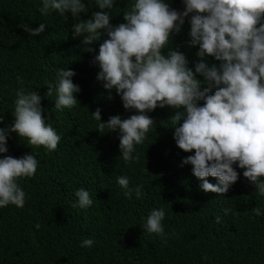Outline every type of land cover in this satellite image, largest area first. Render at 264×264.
Returning a JSON list of instances; mask_svg holds the SVG:
<instances>
[{
  "label": "trees",
  "instance_id": "16d2710c",
  "mask_svg": "<svg viewBox=\"0 0 264 264\" xmlns=\"http://www.w3.org/2000/svg\"><path fill=\"white\" fill-rule=\"evenodd\" d=\"M169 6L183 11L182 0H170ZM39 7V0H0V128L13 122L17 76H22L41 95L45 119L62 140L49 152L27 145L15 133L8 139L7 155L34 153L39 167L33 178L20 181L27 194L25 206L0 209V264H264V216L252 212L257 206L264 212V197L255 195L243 170L236 168L240 179L223 195L200 190L192 166H182L194 152L177 147L174 129L168 127L173 115L169 108L148 113L156 126L137 146L139 161L125 165L118 159V134L99 132V122L91 118L97 108L102 110V122L135 114L123 108L114 90L109 99L108 90L96 79L99 68L92 60L107 36L92 46L95 52H86L82 37L71 38L72 25L78 21L70 14L66 20L55 13L43 16ZM126 7L130 0H117L111 24L124 22ZM90 16L81 14V19ZM41 23L46 30L36 37L21 27L35 29ZM189 30L186 20L174 37V47H180L194 70L198 47L186 46ZM207 62L219 63L211 57ZM61 68L76 72L73 82L81 88L80 105L57 112L54 97L46 93ZM118 175H127L130 186L142 185V197L126 198L116 183ZM82 187L94 201L87 210L72 207L75 191ZM161 206L167 213L166 244L142 227L149 212ZM225 208L231 209L227 215ZM84 238L94 240L91 248L80 247Z\"/></svg>",
  "mask_w": 264,
  "mask_h": 264
},
{
  "label": "clouds",
  "instance_id": "9594fccd",
  "mask_svg": "<svg viewBox=\"0 0 264 264\" xmlns=\"http://www.w3.org/2000/svg\"><path fill=\"white\" fill-rule=\"evenodd\" d=\"M117 0H39L43 16L70 14L72 39H82L84 51L95 52L92 64L99 68L96 79L104 89L115 91L123 108L135 114L122 119L110 116L102 122L101 109L91 112L98 121L99 132L117 133L119 151L125 165L140 159L137 146L147 139L156 126L148 115L157 108H169L173 115L168 127L173 139L185 153L182 161L191 165L192 174L205 193L223 195L240 179V173L255 187V195L264 197V0H182L183 11L171 8L170 0H130L118 25L111 10ZM93 8L97 9L93 11ZM91 16L86 21L81 14ZM190 25L187 47L196 48L198 62L190 60L174 47V37L181 34L185 22ZM30 37L41 35L46 24L38 28L22 25ZM213 58L218 64L207 62ZM76 72L58 69L53 83L47 86L48 98L54 97V110L63 112L80 105L81 92L73 82ZM199 77V78H198ZM202 78V79H201ZM11 125L0 128V209L23 208L27 194L22 179L33 178L39 167L35 154L20 158L7 155V142L15 133L27 145L55 151L62 135L45 119L42 97L31 89L22 76H17ZM3 120H0V124ZM209 177L217 183L209 182ZM123 195L140 199L142 185H131L127 175L116 176ZM73 208L87 210L94 201L90 191H75ZM230 208L223 209L225 215ZM252 212L264 216L259 206ZM166 209L153 208L142 225L144 232L156 234L167 243ZM219 222V217H217ZM37 229L40 224H36ZM92 238H84L81 248H91Z\"/></svg>",
  "mask_w": 264,
  "mask_h": 264
}]
</instances>
